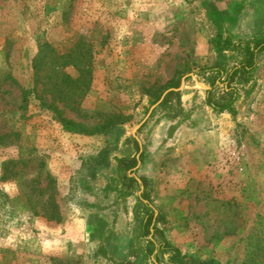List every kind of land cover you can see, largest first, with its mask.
<instances>
[{"label":"rangeland","instance_id":"1","mask_svg":"<svg viewBox=\"0 0 264 264\" xmlns=\"http://www.w3.org/2000/svg\"><path fill=\"white\" fill-rule=\"evenodd\" d=\"M218 34L230 70L264 39V0H0V264L264 258V51L214 111ZM190 74L137 130V166L133 130Z\"/></svg>","mask_w":264,"mask_h":264},{"label":"trees","instance_id":"2","mask_svg":"<svg viewBox=\"0 0 264 264\" xmlns=\"http://www.w3.org/2000/svg\"><path fill=\"white\" fill-rule=\"evenodd\" d=\"M213 43L215 45L217 63L211 68H207L206 70L204 69L200 70V73L210 75L208 81L210 85V89L206 91V102L207 105L214 111L228 112L233 114L234 112L233 104L236 102L238 98V92L240 90L245 89L253 80L252 77L254 72L256 71V57L261 51H264V39H262V41L257 42L252 47L250 46L251 43L246 42L244 44V49L241 50L242 60L237 65L233 66L230 70H226L225 68V63L229 58V56H227V52L231 51V49L235 50L236 48L229 46L230 44L229 39H225L224 41H222L221 34H218L216 36ZM44 47L45 49H47L48 46L44 45ZM177 84L178 82L177 83L173 82V85L170 87H176ZM220 84L223 87L220 96L217 98L215 95V91L218 88V85ZM176 95L177 93H169L168 95H166V97L164 98L166 99L165 103L169 98L174 97ZM54 112L58 113L56 110ZM56 120L68 132H75L80 134L86 133L92 135V134H106L107 132L110 131L109 129H112L115 131L114 133L117 136L123 134V129L118 125L121 124L122 121L117 122V118L112 119V121H109V123L107 124L96 126L91 131L82 128L81 125L75 124L71 120L62 118L61 116H57ZM102 161L103 160L101 159V153H100L96 157L88 158V160H86L85 162L88 164L91 163L93 165L96 164L100 166L102 165ZM93 165H90L88 167L89 170L93 169L94 167ZM144 228H146L148 231L149 228L148 221L145 224ZM261 243H264V240H262ZM261 247L264 248V246ZM158 248L162 250L163 249L166 250L169 249L170 246L166 241H163V243L160 244ZM252 255L254 256L255 259L253 260L248 259V261L251 264H264V258H261L258 254L256 255V252L253 253Z\"/></svg>","mask_w":264,"mask_h":264},{"label":"water","instance_id":"3","mask_svg":"<svg viewBox=\"0 0 264 264\" xmlns=\"http://www.w3.org/2000/svg\"><path fill=\"white\" fill-rule=\"evenodd\" d=\"M188 77H192L193 78V75L190 74V75H187V76L182 77L181 80H180L179 86L177 88H175V89H169V90L165 91L162 94L161 98L158 100V102L151 107V109L149 110V113H148L147 117L133 130L132 136H133V138H134V140L137 143L138 148H139V154H138V156L136 158L137 166L140 164L139 157H140V154H141V151H142L141 143H140L139 139L136 136L137 130L145 123L146 119L150 116V114L152 113V111L157 106H159L162 103V101L164 100V98L166 97V95H168L169 93H179L183 89V87L185 85V81H186V79Z\"/></svg>","mask_w":264,"mask_h":264},{"label":"crops","instance_id":"4","mask_svg":"<svg viewBox=\"0 0 264 264\" xmlns=\"http://www.w3.org/2000/svg\"><path fill=\"white\" fill-rule=\"evenodd\" d=\"M232 4H233V0H232V1L230 0V6H231Z\"/></svg>","mask_w":264,"mask_h":264}]
</instances>
